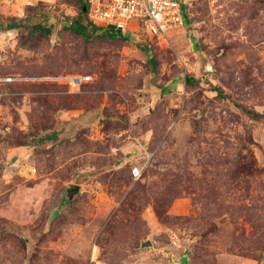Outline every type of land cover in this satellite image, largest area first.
Instances as JSON below:
<instances>
[{
	"label": "rangeland",
	"instance_id": "1",
	"mask_svg": "<svg viewBox=\"0 0 264 264\" xmlns=\"http://www.w3.org/2000/svg\"><path fill=\"white\" fill-rule=\"evenodd\" d=\"M182 13L86 39L77 0H0V76L92 77L0 84V264H264V0Z\"/></svg>",
	"mask_w": 264,
	"mask_h": 264
},
{
	"label": "built area",
	"instance_id": "2",
	"mask_svg": "<svg viewBox=\"0 0 264 264\" xmlns=\"http://www.w3.org/2000/svg\"><path fill=\"white\" fill-rule=\"evenodd\" d=\"M197 0H87L88 19L97 27L113 28L122 33H132L136 37L147 35L158 42H166L171 32L185 30L182 10L189 8ZM87 8V7H86ZM92 77L83 75L23 76L12 74L0 76L1 85L57 84L67 88L68 93L80 92L82 86L91 82ZM1 96V94H0ZM140 158L130 169L134 181L143 178L153 163L156 149L137 139Z\"/></svg>",
	"mask_w": 264,
	"mask_h": 264
},
{
	"label": "trees",
	"instance_id": "3",
	"mask_svg": "<svg viewBox=\"0 0 264 264\" xmlns=\"http://www.w3.org/2000/svg\"><path fill=\"white\" fill-rule=\"evenodd\" d=\"M77 2L80 4L81 16L86 15L88 22L85 25L84 23L80 22L81 19L76 20V21H72L71 23L68 24V28L71 29L72 31H74L77 34L82 35L86 39H89L94 34H97V35L102 36V37H107V38L113 39L111 36H109V34H107L111 30H114L113 28L97 27V26L93 25L92 23H90V21L88 19V3H87V0H83V1L82 0H77ZM84 7H87V11H84ZM37 28L39 30H41L45 35H49L50 32H51L49 27H43L41 25H38ZM136 40L138 42V45L140 46L141 44H140L139 39L136 38ZM186 81H187V83H191L192 82V80L188 79V77L186 78ZM145 173H144V175H145Z\"/></svg>",
	"mask_w": 264,
	"mask_h": 264
},
{
	"label": "water",
	"instance_id": "4",
	"mask_svg": "<svg viewBox=\"0 0 264 264\" xmlns=\"http://www.w3.org/2000/svg\"><path fill=\"white\" fill-rule=\"evenodd\" d=\"M84 11H87V8L84 7ZM80 191L79 187L77 186H73V187H70L68 190H67V193H68V199H72L74 197V195H76L78 192ZM149 245V244H148Z\"/></svg>",
	"mask_w": 264,
	"mask_h": 264
}]
</instances>
